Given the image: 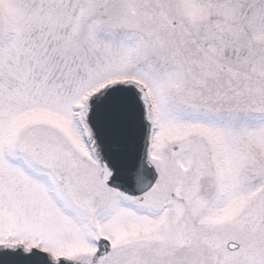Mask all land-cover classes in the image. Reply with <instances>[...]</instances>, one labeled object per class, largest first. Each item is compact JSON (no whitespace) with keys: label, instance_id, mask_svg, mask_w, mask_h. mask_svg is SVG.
<instances>
[{"label":"snow or ice","instance_id":"snow-or-ice-1","mask_svg":"<svg viewBox=\"0 0 264 264\" xmlns=\"http://www.w3.org/2000/svg\"><path fill=\"white\" fill-rule=\"evenodd\" d=\"M0 264H264V0H0Z\"/></svg>","mask_w":264,"mask_h":264}]
</instances>
